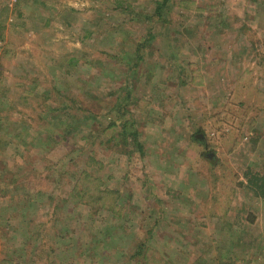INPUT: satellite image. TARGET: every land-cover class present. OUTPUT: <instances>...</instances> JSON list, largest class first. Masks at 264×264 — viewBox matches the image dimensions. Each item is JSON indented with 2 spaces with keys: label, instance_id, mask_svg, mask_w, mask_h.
I'll list each match as a JSON object with an SVG mask.
<instances>
[{
  "label": "rangeland",
  "instance_id": "rangeland-1",
  "mask_svg": "<svg viewBox=\"0 0 264 264\" xmlns=\"http://www.w3.org/2000/svg\"><path fill=\"white\" fill-rule=\"evenodd\" d=\"M117 1L0 0V264L262 262L264 0Z\"/></svg>",
  "mask_w": 264,
  "mask_h": 264
},
{
  "label": "trees",
  "instance_id": "trees-1",
  "mask_svg": "<svg viewBox=\"0 0 264 264\" xmlns=\"http://www.w3.org/2000/svg\"><path fill=\"white\" fill-rule=\"evenodd\" d=\"M166 3H167V0H162L158 5H157V8H156V14L154 15L157 19H159V17H161V14H162V12H164V7L166 6ZM112 4H113V6L115 7V8H119V9H122V10H125V11H127L129 8H131V6H129L127 3H124V2H118L117 0H112ZM150 39H151V37H150ZM149 39V40H150ZM136 53H139V51L137 50V51H134L133 53H132V55H135ZM143 56H145V53H143L141 56H137L136 58H135V60L133 61V64L136 66V65H139V63H141V61H142V57ZM128 65V64H127ZM127 68H128V66H127ZM131 76V73L129 72V77ZM135 76H137V75H135ZM138 78V80H139V78H140V75L139 76H137ZM129 85H131L130 83H128ZM132 86V85H131ZM127 90H124L123 92L125 93L124 94V97H126L125 98V100L123 101V104H127L126 103V100H128V99H131V96H129V91L128 92H126ZM117 103V104H116ZM130 102H128V104H129ZM115 104H116V108H117V106H118V102H115ZM45 107V111L43 110L41 113L42 114H44V113H47V111L50 109V108H48V106H47V104L44 106ZM113 107H110V109H112ZM57 111L59 112V110L57 109ZM70 111H71V113L73 112L72 111V108H70ZM76 112H77V110H75ZM79 111V114L81 113V114H83L84 112H83V110L82 109H79L78 110ZM117 111H119L118 112V120L122 123V128H123V126H124V124H125V126H124V132H123V135H122V138H123V141L124 142H126V143H128V141H130V139H136L135 137L138 135V132L137 131H135L134 129L133 130H131V132L129 131L128 132V134L126 133L127 132V126H126V123L125 122H127L128 120H127V117H126V114H127V110L126 109H124L123 110V107H119L118 106V108H117ZM74 113V112H73ZM70 115V117L71 118H76V117H74V114H69ZM89 116H91V121H93V118H95V117H98V114H96V113H94V112H91L90 114H89ZM93 117V118H92ZM54 117H51V119H53ZM50 119V118H49ZM49 122V121H48ZM94 123H96V121L94 120ZM93 123V124H94ZM116 124L117 123H114V124H110V125H108V127H107V133H108V135H110V137H109V140H108V142H110L111 143V141L113 140V137L111 136V133L109 132V130L111 131L112 129H113V127H116ZM97 127V126H96ZM91 129H92V127H91ZM89 130V133H93L92 132V130ZM72 131V130H71ZM70 131V132H71ZM96 131H98V127L96 128ZM39 132V131H38ZM69 132V133H70ZM98 134H99V132H97ZM65 140V139H64ZM44 142V141H43ZM42 142V143H43ZM89 143V145H93L92 143H90V142H88ZM91 148H95V146H91ZM80 150H81V148H79ZM79 149H76V150H72V151H70L69 153H68V155L70 156V155H72V154H74V155H76L77 154V150H78V152H79ZM90 159H94V157H89ZM87 176H89V174L87 173V172H81V174H80V176L78 177V178H76L77 180H75V189L76 190H78V189H80V187H81V185H83V183H82V177H87ZM245 177H247V179H246V187H247V189H248V192H250L251 193V195L253 196V197H255L256 199L258 198V199H260L261 201H263V203H264V179H262V178H260L259 177V174H249V175H245ZM95 185V184H94ZM94 189H97V188H95V187H93ZM86 189H87V187H86ZM85 189V190H86ZM94 199H95V197H94ZM205 248H207V247H205Z\"/></svg>",
  "mask_w": 264,
  "mask_h": 264
},
{
  "label": "crops",
  "instance_id": "crops-1",
  "mask_svg": "<svg viewBox=\"0 0 264 264\" xmlns=\"http://www.w3.org/2000/svg\"><path fill=\"white\" fill-rule=\"evenodd\" d=\"M255 200H258L259 202H260V204H262V205H264V203H263V201H261L260 199H256V198H254ZM226 228V227H225ZM202 229H204V228H202ZM261 235H257V236H255L256 238V240H255V242L254 243H257L256 241H259L260 243H261V240L260 239H262V237H263V235H264V232L263 231H261ZM201 246H205V247H210V245L209 244H206V243H204V244H201ZM238 246V244L235 246V248ZM229 254V253H228ZM263 255V258H264V249L263 250H261V252H260V254L258 253V254H256V255ZM255 264H264V259L262 260V262H258V261H256V263Z\"/></svg>",
  "mask_w": 264,
  "mask_h": 264
}]
</instances>
